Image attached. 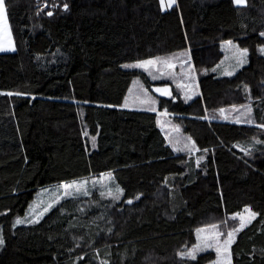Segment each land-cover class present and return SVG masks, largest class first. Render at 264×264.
I'll list each match as a JSON object with an SVG mask.
<instances>
[{
  "label": "trees",
  "instance_id": "trees-1",
  "mask_svg": "<svg viewBox=\"0 0 264 264\" xmlns=\"http://www.w3.org/2000/svg\"><path fill=\"white\" fill-rule=\"evenodd\" d=\"M5 6L15 49L0 51V264H208L213 251L183 255L196 229L247 205L257 215L232 244L233 264H264V0ZM226 40L249 61L219 76ZM180 51L198 72L189 100L129 66ZM135 78L172 85L159 109L182 123L195 152L174 151L157 112L123 106ZM244 104L250 122L222 118L221 108ZM107 172L111 194L95 187L16 223L42 187Z\"/></svg>",
  "mask_w": 264,
  "mask_h": 264
},
{
  "label": "rangeland",
  "instance_id": "rangeland-1",
  "mask_svg": "<svg viewBox=\"0 0 264 264\" xmlns=\"http://www.w3.org/2000/svg\"><path fill=\"white\" fill-rule=\"evenodd\" d=\"M176 2L177 0H175ZM175 3L169 6V0H163L161 5L163 9H168ZM261 49L264 53V46ZM220 50L222 52L221 58L212 68V71L219 76L233 75L249 61V50L234 40L223 41L220 44ZM145 61H154V63L146 64L143 67L138 66ZM129 66L142 68L148 73L152 81H170L176 91L187 100L200 94L198 72L194 67L191 56L185 51L172 55H160L137 60L131 62ZM159 104L160 97L141 78L133 80L123 101L125 108L157 112L159 124L176 153L195 152L197 147L194 139L184 132L180 121L174 119L165 110H160ZM222 109L223 112H221ZM220 112L222 118L226 120L239 122H249L252 120V108L250 104L223 107L220 109ZM258 167L264 171V161H261ZM66 185H70L71 187H65ZM116 185L113 172H107L103 176L84 177L47 185L39 189L37 196L31 202L28 209L17 220H22L24 223L37 219L57 200L66 196L86 194L95 189V187H105L109 190V194H111L113 192L112 189ZM119 190L122 191L121 188ZM256 215V211L247 205L242 210L228 215L223 222L198 227L196 229L195 243L188 250L184 251L183 255L194 258L200 253L213 251L215 257L209 260L208 264H233L232 244L238 232L247 226ZM232 220L235 221L233 222ZM242 223L243 227H241ZM213 225L217 227H213ZM228 233H232L231 237L228 236ZM0 240L4 243L1 231ZM3 243H0V248Z\"/></svg>",
  "mask_w": 264,
  "mask_h": 264
},
{
  "label": "crops",
  "instance_id": "crops-1",
  "mask_svg": "<svg viewBox=\"0 0 264 264\" xmlns=\"http://www.w3.org/2000/svg\"><path fill=\"white\" fill-rule=\"evenodd\" d=\"M234 3L237 6H242L246 4V0L242 4H237L235 0H234ZM6 15H7V11H6ZM14 49H15V41L13 38V34L11 32V28H10V24H9V20L7 16L6 23H0V51H12Z\"/></svg>",
  "mask_w": 264,
  "mask_h": 264
},
{
  "label": "snow or ice",
  "instance_id": "snow-or-ice-1",
  "mask_svg": "<svg viewBox=\"0 0 264 264\" xmlns=\"http://www.w3.org/2000/svg\"><path fill=\"white\" fill-rule=\"evenodd\" d=\"M161 2L163 3V0H161ZM235 2L237 4H242L245 2V0H235ZM175 3V0H169V6H171V4ZM67 7V5H65V8ZM48 15H52L51 12L48 13ZM7 21V15H6V8H5V0H0V23H6ZM264 35V34H262ZM246 51V50H245ZM154 61H145V62H142V64L138 65L140 67H143L144 65L146 64H153ZM157 91H164V94H169L167 92V90H161V89H157ZM152 110H155V109H152ZM221 112H223V109L221 110ZM250 122V121H249ZM264 127V126H262ZM94 141H95V137H93V146H95L94 144ZM65 187H71L70 185H66ZM17 224H20V223H23L22 220H17L16 221ZM243 223L241 224V227H243ZM213 227H217L215 225H213ZM237 231H239V229H237ZM232 233H228V236L231 237ZM0 243H3L2 240H0Z\"/></svg>",
  "mask_w": 264,
  "mask_h": 264
},
{
  "label": "water",
  "instance_id": "water-1",
  "mask_svg": "<svg viewBox=\"0 0 264 264\" xmlns=\"http://www.w3.org/2000/svg\"><path fill=\"white\" fill-rule=\"evenodd\" d=\"M159 97H166L172 92L171 84H152L150 87ZM157 89L167 90L169 94H164V91H157Z\"/></svg>",
  "mask_w": 264,
  "mask_h": 264
}]
</instances>
